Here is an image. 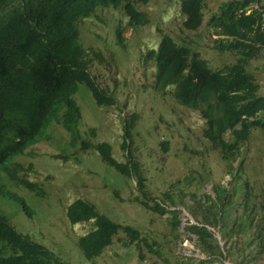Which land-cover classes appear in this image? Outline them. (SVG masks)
I'll list each match as a JSON object with an SVG mask.
<instances>
[{"label": "trees", "instance_id": "obj_1", "mask_svg": "<svg viewBox=\"0 0 264 264\" xmlns=\"http://www.w3.org/2000/svg\"><path fill=\"white\" fill-rule=\"evenodd\" d=\"M255 0L230 1L221 6L220 14L213 16L210 25L225 37L215 41L219 51L238 54L236 63L223 70L209 69L204 60L179 47L170 37L162 38L157 49L148 51L146 58L157 65L159 90L175 88L177 101L198 110L204 119L203 137L212 149L221 154L229 171L235 174L227 185L214 186L215 196L207 195V209L201 214L204 226L189 225L186 229L197 237V248L206 258L201 264L222 263L264 264V184L248 173L251 158L243 156L244 146L253 140V134L264 136V96L260 85L247 71L250 59L264 49V17L262 13L247 9ZM122 0H24L23 9L8 16L0 14V166L8 159L24 153L30 141L41 135L49 123L61 115V123L70 132L72 141H82L85 150L93 149L108 166L121 174L137 178L139 192L149 199L145 178L140 165L129 159V165L119 163L112 155L108 143H90L81 138L78 122L81 112L73 96L79 85L85 84L98 106L113 104L111 97L100 90L91 79L89 61L78 43L77 25L81 19L93 15L99 6L121 5ZM128 5L125 7L127 9ZM200 0H183L184 25L197 29L201 24ZM130 26L147 22L146 15L128 8ZM123 30L118 31V44H122ZM100 54V61L104 63ZM94 135V130H91ZM130 140L128 143L127 140ZM167 143V142H166ZM165 144V143H164ZM130 133L122 148L132 157ZM238 163V168L234 164ZM264 168V164H263ZM17 171L29 172L32 168L17 165ZM253 173V170H250ZM16 187L22 186L43 197L45 191L26 178L8 174ZM0 177V193L18 203L32 218L33 210L25 198L8 192ZM172 190V187L169 189ZM200 203L197 194L191 195ZM163 201L174 205L170 193ZM141 204L158 215H165L161 204ZM201 210L203 205L200 204ZM174 213L172 239H178L180 225L178 211ZM71 224L93 223V229L78 239L77 245L84 257L92 261L113 244L118 234L125 233L126 244L144 245L155 252L156 243L148 241L130 226L115 223L97 208L78 199L66 208ZM217 228L223 245L208 228ZM158 246V243H157ZM142 257V256H141ZM0 264H67L54 252L24 235L0 214ZM179 264H191L189 259Z\"/></svg>", "mask_w": 264, "mask_h": 264}, {"label": "rangeland", "instance_id": "obj_2", "mask_svg": "<svg viewBox=\"0 0 264 264\" xmlns=\"http://www.w3.org/2000/svg\"><path fill=\"white\" fill-rule=\"evenodd\" d=\"M134 1L147 14L149 23L128 33L125 48L118 49L115 38L117 26L126 24L122 11H99L96 19L84 21L80 26V40L84 47L90 53L101 52L105 59L104 64L91 59L90 72L98 85L114 97L115 104L100 109L82 85V90L75 96L82 111L79 128L85 131L82 138L95 143H110L115 158L124 162L126 155L121 145L129 124H133L131 151L144 167L148 191L158 198L174 184L172 194L177 198V204L168 208L181 212V227L177 229L179 238L169 237L170 213L156 216L138 203L130 202L136 195L132 181L102 162L97 152H84L80 146L72 147L70 135L58 121L47 130L45 141L35 144L25 155L15 159V163L34 168L28 179L38 182L46 191L43 197L35 196L27 189L22 193L16 191L33 210V217H28L18 203L4 197H0V214L20 233L43 244L70 264H179L180 260L187 258L191 264H201L206 256L197 249L195 236L184 228L189 222L203 221L201 214L208 207L203 197L215 196L214 185H227L231 173L228 165L203 137L205 122L200 112L178 104L171 89L164 93L156 91L153 87L155 71L143 65L142 56L146 49L158 45L162 33H167L179 45L196 48L198 51L193 50L192 55L199 52V57L212 62L207 61L210 68L233 64L236 58L231 53L221 54L215 50L214 30L211 27L207 29L206 23L196 32L186 30L178 0ZM204 1L208 6L205 19H208L223 3L231 0ZM262 2L264 4V0ZM247 68L260 85L259 93L264 96V49L247 64ZM93 127L96 137L92 139L89 131ZM243 150V156L251 158L248 173L264 184L263 134L255 132L253 140ZM57 156L62 159H57ZM237 166L235 163L234 167ZM231 175L234 176V172ZM180 189L184 190L183 193ZM115 190L119 191L122 200L114 196ZM192 193L197 194L200 203L191 200L189 196ZM79 198L94 204L99 212L113 221L138 229L148 241H156L159 244L158 255L148 254L146 262L140 261L136 246L121 247L128 238L120 233L101 256L93 261L85 259L77 242L79 237L93 229V225H72L65 216V209ZM200 204L203 205L202 210ZM210 229L223 245L218 229ZM164 246L167 249L163 250ZM223 262L233 264L225 259Z\"/></svg>", "mask_w": 264, "mask_h": 264}, {"label": "clouds", "instance_id": "obj_3", "mask_svg": "<svg viewBox=\"0 0 264 264\" xmlns=\"http://www.w3.org/2000/svg\"><path fill=\"white\" fill-rule=\"evenodd\" d=\"M139 1H144V2H148V0H139ZM201 1V3H202V9H201V14H202V19H201V24L199 25V27L197 28V29H189V28H187L185 25H184V22H185V17H184V15L182 14V12H181V10H182V2H183V0H178V4H179V11H180V15L184 18V22H183V25H184V27H185V29L186 30H188V31H191V32H196V31H198L201 27H203V25L206 23L207 25H208V27L209 28H207V29H210V27L214 30V37H215V40H214V47H215V50L218 52V53H221V54H224V53H231V54H233L234 56H235V58H236V61H237V59H238V54L237 55H235V53L234 52H228V51H219V50H217L216 49V42L215 41H219V40H223V42H226V38L225 37H222V36H219V35H217V33H216V28L214 27V25L212 26V25H210V21H211V19H212V17L213 16H217V15H219L220 14V11H221V6L223 5V4H225V3H227V2H230V1H227V2H225V3H223L220 7H219V10H218V12L217 13H214V14H212L211 16H210V18H208V19H205V15L208 13V6H205V1L204 0H200ZM231 1H237V0H231ZM241 1H244V0H241ZM128 5V7H127V9H125V7ZM253 5L255 6V7H253ZM23 7H24V0H0V14H4L5 16H8L12 11H14V10H19V9H23ZM129 7H132L137 13H142V14H144V15H146V17H147V22H144L143 23V25H140V26H137V27H131L130 26V18H131V16H130V14L128 13V8ZM108 9H114V10H118V11H122V13L124 14V16H125V18H126V24L125 25H123V24H119L118 26H117V28H116V31H115V38H116V45H117V47H118V49L119 48H125V42H126V37H127V35H128V33H130L131 31H133V30H137V29H139V28H142V27H145L148 23H149V18H148V16H147V14L146 13H144V12H142L138 7H137V5L135 4V1L134 0H122V2H121V5L120 6H118V7H115V6H99V7H97L96 8V10L94 11V13H93V15H91V16H89V17H87V18H84V19H81L79 22H78V25H77V31H78V43H79V45L85 50V52H86V58H88V61H89V69H88V71H89V73H90V77H91V79L96 83V85L98 86V88L100 89V90H102V91H104L106 94H108L103 88H101L99 85H98V83L96 82V80H94V78H93V76H92V74H91V72H90V65H91V59H93V60H95V61H97L98 63H100V64H104V63H102L101 61H100V54L103 56V54L101 53V52H98V51H93L92 53H90L89 52V50H87L85 47H84V45H83V43H82V41L80 40V26H81V24L84 22V21H89V20H91V19H96L97 18V13L99 12V11H105V10H108ZM205 9H207V11L205 12ZM253 11H257V12H259V13H262L263 14V17H264V4H263V2H262V0H255L250 6H249V8L247 9V13L248 14H251ZM264 26V25H263ZM205 28V27H204ZM120 29H122L123 30V33L121 34V36H122V44L120 43V45L118 44V41H119V38H118V31L120 30ZM263 30H264V27H263ZM165 36H168V37H170L173 41H175V43L179 46V47H181V48H185V49H187L188 51H190V55H191V57H193L194 55H196L198 58H200V59H202V60H204L205 61V63H206V65H207V61H209V60H207V59H203V58H201V57H199L198 56V54H199V52H194L193 53V55H192V52H193V50H197L196 48H193V49H191L190 47H187V46H182V45H179L177 42H176V40L170 35V34H167V33H162L161 34V37H160V41H159V43H158V45L155 47V48H148V49H146L145 50V52H144V54H143V56H142V63H143V65L144 66H150V68H153L154 69V71H155V75H154V82H153V87H154V89L156 90V91H158V92H162V93H164V92H166V91H168L169 89H171L172 90V94H173V97H174V99L176 100V102L178 103V104H180L178 101H177V99L175 98V96H174V93H175V86L174 87H169L168 89H166V90H159V89H157V87H156V84H157V65L155 64V62L154 61H151V60H148L147 58H146V56H147V54H148V51L149 50H152V49H157L158 48V46H159V44H160V42H161V40H162V38L163 37H165ZM198 51V50H197ZM90 55L92 56V58L90 57ZM258 57V56H257ZM256 57V58H257ZM103 58H104V56H103ZM255 58V59H256ZM252 60H254V59H250V61H252ZM104 62H105V59L103 60ZM249 61V62H250ZM209 62H211V61H209ZM248 62V63H249ZM212 63V62H211ZM236 63V62H235ZM234 64V63H233ZM227 65H231V64H229V63H227V64H225L222 68H216V66L214 67V68H210V67H208L209 69H212V70H223V69H225V66H227ZM247 71H248V68H247ZM82 85H84L85 86V88H83V87H81ZM82 88L83 89H86L87 91H89L90 93H91V95H92V98H93V100H94V102H95V104L97 105V107H99L100 109H103V108H106V107H111V106H114V104H115V99H114V97H112L111 95H109L110 97H111V100L113 101V104L112 105H109V106H105V107H100V106H98V104L96 103V101H95V98H94V96H93V94H92V92L90 91V89L85 85V84H80L79 85V90H78V92L80 93V91L82 90ZM77 92V93H78ZM77 93L73 96V98H74V100L76 101V103H77V105H78V108H79V110H80V112H81V119L79 120V122H78V126H80V123H81V120H82V111H81V107H80V105H79V101H78V97H77V100H76V98H75V96L77 95ZM181 105V104H180ZM181 106H183V107H185V108H187V109H190V110H193V111H197V112H199L198 110H194V109H191V108H188V107H186V106H184V105H181ZM200 114V113H199ZM201 115V114H200ZM202 117V116H201ZM56 119V118H55ZM53 120L51 123H49V125H48V127L46 128V130H45V133L42 135H38L34 140H32V141H30L29 142V144L27 145V147L25 148V151H24V153L23 154H21V155H18V156H15L14 158H10V159H12V161H11V163H7V162H5V163H3V165H1L0 166V177H2L3 178V185H4V187H5V190L6 191H8V192H15V193H17L16 191H18V192H24V190H25V188L24 187H22V186H19V187H16L14 184V182L12 181L11 182V180L9 179V176H8V174H9V172H11V171H14L15 173H16V175H17V177H19V178H26V179H28V177L30 176V175H28L29 173H33L34 171V168L31 166V165H26V167H31L32 168V170H30L29 172H24V171H15L14 169H15V167L17 166V165H21L22 167H23V165L22 164H20V163H15V159L16 158H19V157H22L23 155H25L26 153H27V150L29 149V148H31L32 146H34L35 144H37V143H40V142H43V141H45L46 140V132H47V130L49 129V127L51 126V124L53 123V122H56V121H58L61 125H62V123H61V115H60V118L58 119V120ZM204 120V119H203ZM136 121V120H135ZM205 122V121H204ZM63 126V125H62ZM64 127V126H63ZM64 129L67 131V129L64 127ZM132 129H133V124H129V126H128V128H127V132L125 133V135H124V137H123V142H122V145H123V143H124V141L126 140V137H127V134L128 133H130V139H131V146H132ZM91 130H94V135L91 133ZM91 130L89 131V136L90 137H92V139L93 138H95L96 136V131H95V127H93V128H91ZM68 132V134L70 135V138H71V142H70V144H71V146L72 147H77V146H80V149L82 150V151H84V152H90V151H94V152H96L95 150H93V149H87V150H85V148L83 147V144H82V141L81 140H78V141H76L75 143L72 141V136H71V134H70V132L69 131H67ZM79 132H80V135H81V138H82V136H83V133L85 132H82L81 130H80V128H79ZM83 140H87L88 142H90V143H93V144H96L95 142H93V141H91L90 139H85V138H82ZM127 142L129 143L130 142V140L128 139L127 140ZM97 143H108V142H97ZM108 144H110V143H108ZM111 145V144H110ZM122 145H121V148H122ZM111 147H112V145H111ZM212 147V146H211ZM122 150L124 151V153H125V155H126V160L124 161V162H121V161H119L118 159H116L115 158V155L113 154V149H112V155H113V157L119 162V163H123V164H127V165H129V159H132L133 161H135V162H137L139 165H140V168H141V170H142V172H143V177L145 178V183H146V191H147V193L149 194V199H146V200H144V197H143V195H142V193H140L139 192V188H138V182H137V178L135 177V176H131V177H128V176H125V175H123V174H121L120 172H118L116 169H114V168H112V169H114L118 174H120L122 177H124V178H127V179H129V180H131L132 181V183H133V185H134V187H135V191H136V195L133 197V198H131L130 199V202H136V203H138L139 205H141L146 211H150V212H152L154 215H156V216H160V217H163L164 215H158V213H156L155 211H153V210H150V209H147L145 206H143L142 204H141V202L143 201H147L151 206H155V204H161L163 207H165L166 208V210H167V212L166 213H170L171 215H172V221H171V231H170V233H169V237L172 239V237H171V232L173 231V228L174 227H172V224H173V222H174V213H172V211H178V213H179V215H180V210H178V209H173V210H170L169 208H168V206L169 207H173V206H176V202H177V198L176 197H174L173 196V194H172V191H173V188H174V184H172V185H170V187L168 188V190L166 191V192H163L162 193V195H161V197H158V198H155L154 196H152L151 195V193L148 191V179H147V177H146V175H145V173H144V167H143V165H142V163L139 161V160H137V158L132 154V157H130V158H128V152L127 151H125L123 148H122ZM130 150H131V147H130ZM215 151V150H214ZM215 152H217V151H215ZM131 153H132V151H131ZM218 153V152H217ZM99 154V153H98ZM219 154V156H220V159L222 160V162L226 165V163L223 161V159L221 158V154L220 153H218ZM100 156V155H99ZM10 159H8L7 161H9ZM57 159H62L60 156H57ZM100 159H101V161L102 162H104L103 161V159L101 158V156H100ZM105 163V162H104ZM105 164H107V163H105ZM234 166V165H233ZM25 166H24V168H26ZM110 167V166H109ZM235 168V167H234ZM238 168V166L235 168V169H237ZM230 172V171H229ZM231 174L233 173V172H230ZM231 174H229L230 175V177H231V180H230V182L232 181V178H233V175H231ZM234 174H235V171H234ZM26 175H28V176H26ZM29 180V179H28ZM30 181V180H29ZM31 182H33V181H31ZM229 182V183H230ZM33 183H35V184H37L39 187H41V188H43L42 186H41V184H39L38 182H33ZM228 183V184H229ZM227 184V185H228ZM217 185V184H216ZM221 185V184H220ZM227 185H224V186H227ZM215 186V185H214ZM172 187V190H169L170 188ZM186 188H189V186H187ZM186 188H184V189H186ZM44 189V188H43ZM214 189V188H213ZM29 191V190H28ZM45 191V190H44ZM179 191H182V193H183V189H180ZM167 192H169L170 193V195H171V197L173 198V200H174V205H171V204H169L167 201H163V198H164V194L165 193H167ZM17 194H19V193H17ZM34 194V193H33ZM192 194H194V193H192ZM191 194V195H192ZM20 195V194H19ZM45 195H46V191H45ZM44 195V196H45ZM191 195L189 196L190 198H191ZM114 196L117 198V199H120V200H122V198H121V195H120V193H119V191H117V190H115L114 191ZM0 197L2 198V197H4V198H6L7 199V197L5 196V195H3L2 193H0ZM183 198H185V196L183 197ZM80 199V198H79ZM78 200V199H77ZM84 200V199H83ZM76 201V200H75ZM74 201V202H75ZM84 201H87V200H84ZM193 201V200H192ZM74 202H72V203H74ZM88 203H90V204H92L91 202H89V201H87ZM71 203V204H72ZM70 204V205H71ZM92 205H94V204H92ZM95 206V205H94ZM96 207V206H95ZM97 208V207H96ZM66 210V209H65ZM98 210V209H97ZM99 211V210H98ZM101 213V212H100ZM165 213V214H166ZM104 215V214H103ZM179 215H178V219H179ZM65 216H66V218H67V215H66V211H65ZM106 216V215H105ZM109 218V217H108ZM110 219V218H109ZM67 220H68V218H67ZM112 220V219H111ZM69 221V220H68ZM113 221V220H112ZM115 223H118V224H122V225H127V226H130V227H132L133 229H135V230H137L139 233H141V235H143L142 234V232L141 231H139L138 229H136V228H134L133 226H131V225H128V224H124V223H119V222H117V221H114ZM70 223V222H69ZM88 223H90V222H88ZM203 222H201V223H196V224H191L190 222L189 223H187V225H186V227L184 228L185 229V231L187 232V233H189L190 235H193V236H195L194 234H191L186 228L189 226V225H197V226H204L203 224H202ZM71 224V223H70ZM80 224H83V223H80ZM85 224V223H84ZM90 224H92L93 225V223H90ZM72 225H77V224H72ZM94 227V226H93ZM179 227H181V221H180V225H179ZM209 229L211 228V227H208ZM213 228V227H212ZM211 230V229H210ZM19 232V231H18ZM90 232V231H89ZM88 233V232H87ZM87 233H84V235H86ZM122 233V232H121ZM124 235H126L125 233H123ZM83 235V236H84ZM119 236V234L116 236V237H118ZM127 236V235H126ZM82 237V236H81ZM80 238V237H79ZM127 238H128V240H126V242H124V244L121 246V247H124L125 246V243H127L129 240H130V238L127 236ZM178 238H179V235H178ZM116 239V238H115ZM115 239H114V241H115ZM34 241V240H33ZM195 241H196V243H197V237L195 236ZM152 242H154V243H156V241H152ZM38 243V242H37ZM40 244V243H39ZM113 244H114V242H113ZM113 244H111V246L113 245ZM41 245H43V244H41ZM136 246L137 247V250H138V252H139V254H138V257H139V259H140V261H142V262H146V255H148V254H151V255H154V254H156L157 253V255H158V252H159V249H158V247H159V244H158V246H157V243H156V246H155V248L157 249L154 253L153 252H149L147 249H146V247L144 246V245H141V247H139L138 245H136V244H132V245H130L129 243L128 244H126V246ZM44 246V245H43ZM44 247H46V246H44ZM110 247V246H109ZM196 247H197V245H196ZM47 248V247H46ZM108 248V247H107ZM48 249V248H47ZM165 249H167V246H164V248H163V250H165ZM198 249V248H197ZM199 250V249H198ZM51 251V250H50ZM200 251V250H199ZM201 253V252H200ZM142 256V257H141ZM59 257V256H58ZM86 259V258H85ZM95 259V258H94ZM93 259V260H94ZM187 259H189V258H187ZM92 260V261H93ZM89 261V260H88ZM65 262V261H64ZM65 263H67V262H65ZM67 264H70V263H67Z\"/></svg>", "mask_w": 264, "mask_h": 264}]
</instances>
